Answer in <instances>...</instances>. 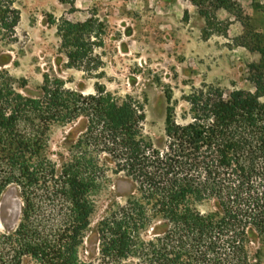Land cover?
<instances>
[{"label":"trees","instance_id":"16d2710c","mask_svg":"<svg viewBox=\"0 0 264 264\" xmlns=\"http://www.w3.org/2000/svg\"><path fill=\"white\" fill-rule=\"evenodd\" d=\"M20 18L15 0H0L2 41L14 40ZM93 23L58 25L69 64L90 71L98 60ZM259 50L261 64L251 65L255 92L205 84L187 97L184 122L168 92L161 145L145 134V103L131 95L100 83L87 94L45 75L42 96L33 98L0 71V201L15 186L23 204L15 228L0 230V264H264ZM54 123L80 129L61 172L49 153ZM109 170L129 178L134 191L93 227ZM204 203L212 205L207 212Z\"/></svg>","mask_w":264,"mask_h":264},{"label":"rangeland","instance_id":"374dc122","mask_svg":"<svg viewBox=\"0 0 264 264\" xmlns=\"http://www.w3.org/2000/svg\"><path fill=\"white\" fill-rule=\"evenodd\" d=\"M21 12L14 40L0 39V71L13 88L29 97L43 94L45 75L68 89L95 92L97 83L118 96L145 103V134L161 145L165 137L167 93L172 94L178 121L189 109L188 96L203 85L225 92H255L251 65L261 64L264 48V0H15ZM94 21L96 68L69 64L58 31L66 21ZM5 74V75H4ZM80 129L54 123L48 132L50 159L61 172L62 155ZM134 191L124 174L109 170L98 194L93 227L114 201L124 203ZM15 186L0 201V230L15 228L22 210ZM211 203L200 205L203 212ZM96 234L87 246L94 248Z\"/></svg>","mask_w":264,"mask_h":264}]
</instances>
